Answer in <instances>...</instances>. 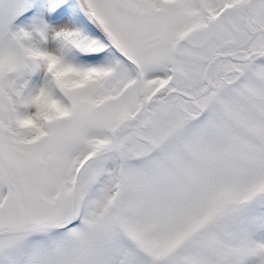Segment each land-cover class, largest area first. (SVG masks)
Here are the masks:
<instances>
[{"label": "snow or ice", "instance_id": "snow-or-ice-1", "mask_svg": "<svg viewBox=\"0 0 264 264\" xmlns=\"http://www.w3.org/2000/svg\"><path fill=\"white\" fill-rule=\"evenodd\" d=\"M0 264H264V0H0Z\"/></svg>", "mask_w": 264, "mask_h": 264}]
</instances>
